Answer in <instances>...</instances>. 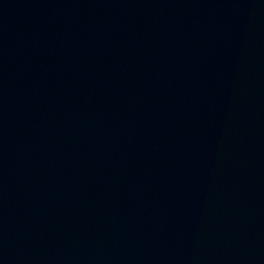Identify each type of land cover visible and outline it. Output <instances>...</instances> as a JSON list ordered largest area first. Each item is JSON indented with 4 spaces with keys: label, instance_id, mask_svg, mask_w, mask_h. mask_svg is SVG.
Instances as JSON below:
<instances>
[{
    "label": "water",
    "instance_id": "obj_1",
    "mask_svg": "<svg viewBox=\"0 0 264 264\" xmlns=\"http://www.w3.org/2000/svg\"><path fill=\"white\" fill-rule=\"evenodd\" d=\"M0 264H264V0H0Z\"/></svg>",
    "mask_w": 264,
    "mask_h": 264
}]
</instances>
